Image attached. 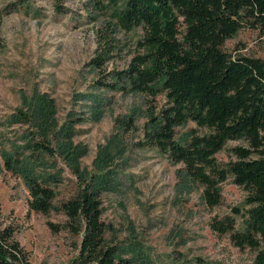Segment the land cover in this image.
<instances>
[{
  "label": "rangeland",
  "instance_id": "1",
  "mask_svg": "<svg viewBox=\"0 0 264 264\" xmlns=\"http://www.w3.org/2000/svg\"><path fill=\"white\" fill-rule=\"evenodd\" d=\"M125 1L0 0V221L16 231L28 264H74L82 236L67 228L61 204L89 187L106 244L131 264H255L256 251L211 226L231 216L244 230L249 192L229 178L221 204L209 207L185 166L147 143L168 107L163 87L152 97L112 79L141 53L144 37L143 27L115 19ZM103 47L111 59L99 70L92 61ZM222 50L264 61L257 30H241ZM210 133L189 121L176 140ZM237 146L248 144L230 141L216 155L222 167L236 160ZM32 177L57 195L48 215L30 210Z\"/></svg>",
  "mask_w": 264,
  "mask_h": 264
},
{
  "label": "trees",
  "instance_id": "2",
  "mask_svg": "<svg viewBox=\"0 0 264 264\" xmlns=\"http://www.w3.org/2000/svg\"><path fill=\"white\" fill-rule=\"evenodd\" d=\"M114 17L125 29L143 27L144 37L141 53L127 69L111 73L112 79L131 92L156 97L162 86L167 93L168 107L147 131L148 145L183 164L187 175L203 185L211 208L221 204L220 186L229 178L249 192L244 230L231 216L211 226L219 235H230L235 247L256 251L255 264H264V61L222 50L243 29L259 31L264 40V0H126ZM110 59L109 47L100 48L92 67L103 69ZM189 121L211 133L180 143L176 129ZM230 141H245L248 147H234L236 160L222 167L216 155ZM28 184L30 210L50 214L55 191L33 177ZM61 209L67 228L82 236L74 264H131L106 244L100 203L91 188L62 202ZM15 233L0 221V264H28Z\"/></svg>",
  "mask_w": 264,
  "mask_h": 264
}]
</instances>
